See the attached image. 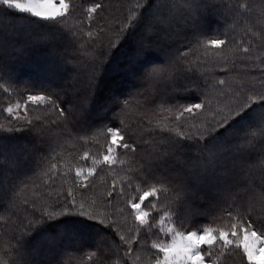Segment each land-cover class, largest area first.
<instances>
[{
	"label": "trees",
	"instance_id": "obj_1",
	"mask_svg": "<svg viewBox=\"0 0 264 264\" xmlns=\"http://www.w3.org/2000/svg\"><path fill=\"white\" fill-rule=\"evenodd\" d=\"M66 1L71 6L70 14L66 18H43L20 12L0 0V126L6 128L10 122L15 123V117L5 111L7 104L14 102L23 104L22 97L26 96L28 91L32 93L57 91L62 96L61 106L65 108L72 103H77L82 96H87V104L82 108L78 124H61L60 127H52L50 121L53 123L62 122V118L51 110L37 108L34 105H29L27 111L24 109L22 116H27L33 121L38 118L48 127V132L43 139L28 128H21L12 133L0 132V142H4L7 146L0 155V189L11 187L24 176L29 180L26 190L23 186L19 190L18 199L14 205L10 206L6 201L0 200L2 201L0 203V244L16 243L12 237L18 234L17 225L20 219H23L26 225L32 218L33 200L37 204L51 205L57 201L70 203L75 197L77 204L81 200V202L88 200L86 203H92L105 197L107 191H111L114 183L119 191L121 183L126 185L130 178L132 186L136 190L134 191L132 186H128L125 188L124 196L132 197L148 187L135 179L136 176L155 175L157 179L162 176L178 183L179 178L170 174L173 169L168 171L158 167L159 163L161 166L164 165L162 160L167 161V158L180 153V164L179 166L176 165L177 163L174 165L177 168L174 169L176 173L179 171L178 168L186 166L185 158L193 156L196 151H208V147L216 138L228 134L229 138L231 137L234 141H240L246 130L248 131L258 124L261 105L259 102H254L227 125L209 132L203 138L176 135V131L181 129L188 132L185 127L190 124L192 118L202 122L205 117H211V113H203L199 116L185 114L181 117L180 106L202 101L205 99L201 95L202 92H207V99L213 100L215 104V97L218 93L228 92L230 87H234L241 80L248 82L245 75L251 77L249 83H258L259 81V69L247 68V66L254 60L259 61L260 58H264V48H261L257 43V38L253 39L250 35H246L243 27L237 34L234 44L230 45V48H225L222 53L215 54L211 50L206 51L203 46L206 35L214 37L225 32L232 22L235 15L233 8L226 10L222 7L225 4L230 5L228 0H214L213 2L192 0L193 8L199 7V3H204L201 7L206 5L207 10H204L206 16L213 13L223 15L221 24L215 25L210 22L197 29L195 26L188 25L189 20H176L173 22L174 31L172 27H169L167 21L164 26H160L154 21L153 26H147L149 33H146L142 26H145L152 18L150 16L148 19L147 13L158 0ZM164 1L166 0H162V2ZM170 1L171 7L174 5L177 9L186 11L180 8L184 0ZM94 3H102L104 9L89 17L86 14L87 9ZM160 3L161 0L158 4L160 5ZM137 4H140V7L136 16L117 40L115 32H109L108 29L115 30L118 26H126V18L133 14L132 9ZM181 10H170L168 15H172L173 11H177L175 14L182 12ZM236 11L238 12V10ZM193 12L197 17L200 10H193ZM239 15L241 16L240 13ZM153 16L161 17V14L155 11ZM163 16L165 17L164 12ZM152 28L153 30H151ZM98 29H103L112 36L114 46L102 49V63L94 74L95 79L91 80L93 84L91 90L87 91L83 89L93 76V71L89 67L93 53L88 47L92 38L88 36V32L91 31L95 36ZM141 38L143 40L139 41ZM196 38L201 41V44L196 43ZM138 44L141 48L139 51L136 48ZM250 45V54L243 55V50L249 48ZM120 54H123V59L118 63L121 71L107 75L105 70ZM181 54L184 58H181ZM222 55L226 56L220 57ZM170 57H176L179 60L180 75L175 83L159 81L155 85L154 102L146 103L145 96L141 93L144 91V78L147 71L156 65L166 63ZM78 58L81 69L75 63ZM132 60L134 64L127 65ZM225 60H228V66L224 62ZM80 71L81 73L78 75ZM122 71H125L126 74L141 72V75L132 79L128 76L123 77ZM255 72H258L256 78L253 77ZM221 79L226 81V85L214 87ZM124 100H128L129 103L124 106L122 117L124 124H120L115 119V113L120 111ZM101 104L104 105L99 107L100 109H95V105ZM210 117L208 118L210 119ZM250 117H254V121L248 125L249 129L241 128L238 125ZM111 126L124 128L130 133L127 142L135 143L139 147L135 152H125L122 148L118 150L115 153L116 163L113 166L100 163L93 165V159H102L103 150L106 147L104 129ZM167 129H171V131L168 132ZM169 137L171 138V143L167 146L169 150L166 155H163L161 145ZM28 138L32 139L34 143L32 149H24L20 146ZM237 147L240 155L242 153L244 156L246 154L253 157L256 155L255 151L245 153L242 152L240 146ZM186 148H191L193 151H184ZM19 152L27 157L28 163L18 161L10 169L11 158ZM85 152L90 154L89 157L85 158ZM78 167L82 169L95 167L97 172L88 180L75 178ZM243 172L247 171L243 170ZM2 173L9 176L4 177ZM239 174H242V171H239ZM247 175L250 174L247 173ZM208 176L212 178L214 174ZM205 178L210 180L208 177ZM235 178L236 176L233 183H236L237 179L235 180ZM254 178L253 176L249 182ZM240 181L242 180H238L236 183L238 187L244 186L245 183ZM153 183L155 181L149 180V184ZM190 183L191 179L186 178L184 188L194 190ZM163 186L156 184V187ZM196 191L201 195V201L196 206L201 209L212 206L213 209L219 207V204L217 205L213 201H206L209 189ZM121 198L110 201L116 205L115 209L125 207L123 203L119 202ZM158 199L163 200L164 198L159 197ZM185 199L187 200L185 197L181 201L182 207ZM154 202L157 204L158 210L159 205L160 209L164 205L163 203L159 204L157 200ZM103 210V207L99 209L100 212ZM109 210L111 211V208L108 209V212ZM181 211L182 217H184L181 223L192 229L209 224L212 217L208 209H206L208 211L206 217L196 214L189 215L186 202ZM112 217L118 219L116 215H112ZM214 225L216 224L212 226ZM77 226L81 227L82 232L88 230L96 232L99 238L110 236L109 243L113 250L117 248V245L122 247L119 235H116L114 239L111 238V230L105 225L87 216L67 212L53 219H45L27 235L21 246L23 264H27V261L32 264H88L84 257L75 259L74 257L80 256L84 250L94 251L90 248L94 247L96 243L78 241L67 247V254L52 259H46L44 256L46 253H53L55 248L33 252L36 254L30 253L27 249L29 241L40 234L51 235L57 233L59 229L68 231ZM125 230L131 232V229ZM133 233H135L134 229ZM156 235L162 239L161 233L157 232ZM59 241L61 242L56 248L61 247V243H63L62 240ZM146 245L145 248H148L149 243ZM37 254L38 257H35L34 255Z\"/></svg>",
	"mask_w": 264,
	"mask_h": 264
},
{
	"label": "snow or ice",
	"instance_id": "obj_2",
	"mask_svg": "<svg viewBox=\"0 0 264 264\" xmlns=\"http://www.w3.org/2000/svg\"><path fill=\"white\" fill-rule=\"evenodd\" d=\"M3 3L20 12L30 13L43 18H66L70 14L71 9L70 4L66 0H59V4L55 3L54 0H3ZM139 7L140 4H137L132 9L133 14L126 18V26H118L115 30L108 29L109 32H115L117 40L136 16ZM222 7L226 10H231L230 5L225 4ZM237 7L256 14V20L252 26L257 27L259 31L258 33L253 32L252 35L253 38L256 35L260 36V47L264 48V0H261L259 4H240ZM180 8L191 10L193 8L192 0H184ZM103 9L104 5L102 3H94L87 9L86 14L91 17L93 13H99ZM88 36L92 38L88 47L93 53L92 62L89 65L93 71V76L83 90L90 91L93 85L91 80L95 79L94 74L99 70L102 62V49L114 46V40L103 29H98L95 36L89 31ZM196 43L201 44V41L196 38ZM233 43L234 39H230L229 33L225 31L214 37L206 35L203 46L206 51L211 50L213 53L219 54ZM250 52L251 45L243 50V55H249ZM181 58H184L183 54H181ZM224 62L227 63L228 61L225 60ZM75 63L81 69L79 58ZM253 63H255V60ZM257 66L260 71L258 83H249L241 80L234 87H230L228 92L218 93L215 97V104L213 100L207 99V92H202L201 95L205 99L201 102L180 106L179 114L181 117L185 114L199 116L203 113H211L210 119L205 117L204 122L200 126H191L195 131L189 130L185 132L182 129L176 131L177 136H199L203 138L209 132L227 125L232 119L253 105L254 102H259L261 105L257 126L243 133L240 140V148L243 152L250 153L255 151L256 155L254 157L245 155L239 161V167L241 170H247V173L255 178L250 182V186L245 184L242 189L234 187L228 194L226 204L211 217L209 224L197 230L185 227L181 222L179 224L175 223V221H180L178 206L188 194L182 185L162 176L159 179L155 175L135 177V179L142 184L148 185V187L140 191L135 197H127L124 203L129 214L139 223V226H144L146 223L145 218L150 215V212L143 207L147 201L157 200L158 203L164 204V207L159 209L156 215H159L158 233H163L166 239L161 240L157 236V239L152 242L151 247L148 248V251L151 252L149 264H206V261L207 264H264V58L259 59ZM80 73L81 71L78 75ZM179 75V60L176 57H170L166 63L149 69L144 78V91L141 93L145 96V102H154L155 85L159 81L175 83ZM224 85H226V81L221 79L214 87ZM24 92L26 91L24 90ZM22 98L25 111L28 110L29 105H34L37 108L49 109L62 118V122L53 123L50 121L49 123L52 127H60L61 124H78L82 108L87 104V96L85 95L77 103H72L67 108L62 107V96L54 90L36 93L28 91L26 96ZM128 103V100H124L120 111L115 113V119L120 124H124V119L122 118L124 106ZM20 108L21 104L19 102L15 105H8L5 111L10 116L15 114V123L10 122L6 128L0 126V132L12 133L19 131L21 128H28L43 139L48 132V127L38 118L33 121L28 119L27 116L19 115L18 111ZM167 131L170 132L171 129H167ZM104 135L106 147L103 150L102 159H93V165L100 163L113 166L116 163L115 153L118 150L122 148L125 152H135L139 147L135 143L130 144L127 142L130 138V133L124 128L106 127ZM170 143L171 138L169 137L161 145L163 155L167 154L169 150L167 146ZM258 144L259 147H257ZM89 155L88 152L84 153L85 158L89 157ZM95 172H97L95 167H90L87 172L78 167L75 178L83 177L84 180H88ZM149 180H153L155 183L149 184ZM28 183L29 180L24 176L18 179L11 187L0 189V200L6 201L10 206L14 205L18 199L19 190L22 186L26 190ZM156 184L164 186L156 187ZM128 186H132L131 178L126 185L123 182L121 183L119 191H117V186L114 183L111 191H107L105 197L92 203L81 202L77 204L75 197L72 198L70 203L57 201L51 205L37 204L33 200L32 218L28 220L26 225L23 219H20L17 225L18 234L12 237L16 243L0 244V264H23L21 246L27 235L45 219H53L67 212H75L87 216L105 225L111 230V238L114 239L122 231V226L119 219L113 220L110 219V216H122L123 211L100 212L99 209L101 207L115 209L116 205L110 203V201L123 197L125 188ZM132 187L135 191V187ZM69 195H71V192H69ZM169 196L172 197L170 201L168 199ZM159 197L164 199L160 200L158 199ZM151 207H154V205H151ZM167 220H173V226H167ZM213 224L217 226L213 227ZM148 227L151 228L152 225L149 224ZM139 232L140 228L138 227L135 236L131 234L127 237L120 235V241L123 242V255L120 257L122 264H129L130 259L134 260L136 258L134 253L137 251V246L147 247L146 243L142 244L143 238ZM167 237H170V240ZM109 238L110 236L100 237L95 246L90 248L94 249L88 254L91 264H108L111 260L112 255L115 253H113ZM152 249H155V251H152Z\"/></svg>",
	"mask_w": 264,
	"mask_h": 264
},
{
	"label": "rangeland",
	"instance_id": "obj_3",
	"mask_svg": "<svg viewBox=\"0 0 264 264\" xmlns=\"http://www.w3.org/2000/svg\"><path fill=\"white\" fill-rule=\"evenodd\" d=\"M160 0H158L157 3H155L156 5L154 7H152L150 9V11L147 13L148 19L150 18V16H152V18H150V20L148 21V23L145 26H142V29L144 28L146 31V33H149L150 31H148V27L147 26H153V22H157V24H160V26H164V24L166 23V21L169 23V27H172V30L175 31V27L173 26V22L174 21H180V20H189V24L188 25H192L193 27L195 26L197 29L200 28L203 25H206L207 23L212 22L213 24L217 25V24H221L222 21L221 19L224 18L223 15L219 14V13H213L210 14L209 16H206V13L204 15V10L206 9V5L202 6V4L204 3H199V7L196 6L195 8H192L191 10L189 9H183L186 11H182L181 9H177L176 7H174V5L171 7L170 5V0H166L164 2H162L160 5L158 4ZM208 1H214V0H208ZM230 2V6L233 8L234 10V17L232 19V22L230 23V25L228 26V29L226 30L229 33V38L230 39H234V41H236V37L237 34L240 32L241 27H243L245 29V34L246 35H250L251 37H253L252 33L253 32H257L259 31V29L257 27H253L252 24L254 23V21L256 20V14L247 12L244 8H238L237 6L240 4H259L261 2V0H228ZM55 3L59 4V0H54ZM67 2V1H66ZM198 2V1H197ZM194 7V6H193ZM169 10V11H168ZM170 10H181L182 12H178L175 14V12L177 11H173L172 15H168ZM188 10V11H187ZM193 10H200L199 15L196 17V14H194ZM238 10V12L236 11ZM158 11L161 14V17H156L153 16V12ZM164 12V15H163ZM197 13V12H196ZM239 13L241 14V16L239 15ZM167 28V27H166ZM153 30V28L151 29ZM173 31V32H174ZM246 38V37H245ZM257 38V43L260 45V36L256 35L255 38ZM143 40V38L139 39ZM36 42V41H35ZM238 44V42H236ZM235 43V44H236ZM141 44V42H140ZM234 44V43H233ZM138 48L137 50H141V48L138 46L136 47ZM230 48V47H229ZM13 54V53H12ZM14 55V54H13ZM47 55V54H44ZM227 55V54H226ZM226 55H222L220 57H225ZM123 59V54L118 55L113 62L111 63V65H109V67L105 70V73L108 74H112V73H117L120 70V65L118 64L121 60ZM229 59V58H228ZM228 61V60H227ZM102 63V62H101ZM133 60L131 62H128L127 65H133ZM228 66V62L226 63ZM259 64V61H255V63H250L247 68H253V69H259V67L257 66ZM256 74L253 75V77L256 78V75L258 72H255ZM122 76H128L132 79H135L136 76L141 75V72H138V74L135 73H130V74H126L125 71L121 72ZM246 78L244 77V75H242L243 78H245L248 82L251 81V77L248 75H245ZM201 101H198V103ZM17 102L11 103L13 105H15ZM196 104V103H193ZM9 104H7L8 107ZM104 104L101 105H95V109H100L99 107L103 106ZM6 107V108H7ZM19 115H23L24 114V107L23 104H21V108L18 111ZM13 117H15V114L12 115ZM210 117V116H208ZM252 117V116H251ZM248 118L247 120H244L242 122H240L238 125H240L241 128H246L249 129L248 125L251 124L252 121H254V117L253 118ZM205 118L203 119L202 122H198L197 119L192 118L190 121V124H188L185 128L189 131V130H194V128H191L192 125H196V126H200L203 122H204ZM198 122V123H197ZM247 131V130H246ZM245 131V132H246ZM33 141L32 139H26L23 141V143H21V147H23L24 149H32L33 148ZM240 146V141L238 140H233L231 139V137L229 138V135H225L224 137L221 138H216L208 147V151H201L198 152L196 151L193 156L190 155L189 157L185 158L184 160L186 161V166H183L182 168H178L179 171L178 172H174V169H177L175 165V163H177L176 165L179 166V161H180V153L177 154L176 156H172L169 157V159L167 158L166 160H162L164 165L161 166V163L158 164V167H161V169H165V170H172V172L170 173L171 176H176L179 178V182L178 184L182 185L183 187L185 186V179L186 178H190L191 179V187H194V190H191V188L186 189L187 190V200L186 202V206L188 207V213L189 215H199V216H208L206 209L209 210L210 212V216L215 215V213H217L221 207H223L226 202H227V198H228V194L230 191H232L235 188H239L242 189L243 186H239L237 181L238 180H242L240 182H243V184H249L250 186V180L253 178V175H247V172L244 173L243 170H241V168L239 167V161L244 157V153H242L241 155L238 153V147ZM259 147V146H258ZM7 148V146L4 144V142H0V155H2V152H4L3 150ZM184 151H193V149H189L186 148L184 149ZM243 152V151H242ZM252 153V152H250ZM185 154V152H184ZM248 155V154H246ZM240 157V158H238ZM27 157L21 152H19L17 155H14L11 158L10 161V169L14 167V165L16 163H18V161H25L28 163L27 161ZM85 172L88 171V169H83ZM239 171H242V174H239ZM247 171V170H246ZM214 174V176L212 178H210L208 175L210 174ZM4 174V173H2ZM7 177L9 175H5L4 177ZM235 178V182L233 183V179ZM205 177L210 178L206 179ZM80 179H83V177H79ZM82 181V180H81ZM7 188V187H6ZM209 189V193L206 196V201H213L214 203H216L217 205L219 204L218 208L213 209L214 207H207L206 209H201L200 207L196 206L197 203H199V201H201V195L197 194L196 190L202 191V190H206ZM144 190V189H143ZM142 191V190H141ZM140 193V192H139ZM138 193V194H139ZM137 194V195H138ZM137 195H132L133 196H137ZM129 196V195H128ZM126 199V196L122 197L120 199L119 202L124 203V200ZM169 201L172 199L171 196H169ZM204 199V198H203ZM82 201V200H81ZM81 201H79V203H81ZM88 200H84V202H87ZM2 201H0L1 203ZM185 202H183V207L185 206ZM195 202V203H194ZM182 203V202H181ZM180 203V204H181ZM119 204V203H118ZM160 204V203H159ZM215 204V205H216ZM151 205H154V207H151ZM214 205V204H213ZM208 206V205H207ZM211 206V205H210ZM143 207H145L146 211L150 212V215L148 217L145 218L146 223L144 226H139V223L137 221L134 220L133 216L131 214H129L126 206L119 208V209H113L111 208V211L109 210V212L112 211H123V215L119 216L116 218L119 219L120 224L122 226V231L118 234L119 237L120 235H124V236H128V235H136V230L139 227L140 228V236L143 238L142 239V244L144 243H149V247H151V244L154 240L157 239V232H158V226H159V215H155V213H157L159 210L157 208V204H155L154 200H150L147 201L145 203V205H143ZM164 205L161 207L163 208ZM182 204L178 206V217L180 221H175L176 224H179L181 221H183L184 217H182L183 213L181 211V209H183ZM109 208H104L103 212L107 211L108 212ZM159 209H160V205H159ZM180 210V211H179ZM110 219H115V218H111ZM174 221L173 220H167L166 221V225L171 227L173 226ZM151 224L152 227L149 228L148 225ZM202 227H204L205 225H201ZM217 225H214L213 227H216ZM202 227L200 228H195L197 230L202 229ZM157 228V230H155ZM125 229H131V232H127ZM133 229L135 231V233H133ZM66 229H59V231H57V233L55 234H51V235H47V234H40L38 237H36L35 239H32L31 241H29L28 245H27V249H29L30 253H33L35 251H40V250H49L52 248H55L53 253H49V254H45L44 258L46 257V259H52L53 257H59V256H64L65 254H67V247L68 246H72L74 245L76 242L78 241H84L86 243H96L99 239L98 235L96 232L93 231H85L82 232L81 227H74L71 230H68L66 233ZM157 231V232H156ZM96 233V234H95ZM160 234V233H159ZM163 236H161V240L166 239L164 234L161 233ZM160 238V236H159ZM167 239L170 240V237H167ZM62 240L63 243H61V247L56 248L58 243H60ZM121 242V241H120ZM122 247H123V242H121ZM122 247H117L113 250V254L111 257V260L109 261V264H122L120 257L123 255V248ZM148 248L145 247H141V246H137V251L134 253V256L136 257L134 260L130 259L129 260V264H149V260H150V256H151V252L148 251ZM152 251H155V249H152ZM37 252V253H38ZM91 251L88 250H84L82 252V254L80 256L74 257L75 258H82L84 257L85 260L88 261V264H91L90 260H89V255ZM36 254V253H33ZM32 255V254H31ZM35 257H38L37 255H34ZM27 264H32V262L30 263V261L26 262ZM207 264V261H206Z\"/></svg>",
	"mask_w": 264,
	"mask_h": 264
}]
</instances>
